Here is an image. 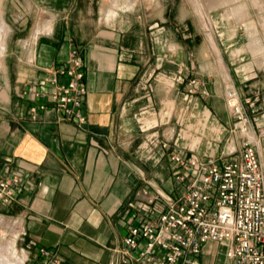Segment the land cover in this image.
Segmentation results:
<instances>
[{"label": "crops", "instance_id": "0c3cea01", "mask_svg": "<svg viewBox=\"0 0 264 264\" xmlns=\"http://www.w3.org/2000/svg\"><path fill=\"white\" fill-rule=\"evenodd\" d=\"M128 3L0 0V180H20L12 183L15 199L0 200V210L17 219L34 256L44 247L63 264H111L136 190L148 181L178 193L171 152L220 155L229 144L240 150L243 139L233 131L225 103L229 83L246 104L248 135L259 140L264 168V48L258 32L247 52L226 50V58L214 57L198 69L190 59L196 35L184 32L188 22L181 34L170 13L164 19L160 0L153 17L142 4ZM164 26L188 46L172 40ZM72 48L85 63V123L63 119L52 103L33 118L27 87L44 84ZM195 72L202 73L210 97H185L177 76L188 79ZM199 260L232 264L225 246L215 242L203 246Z\"/></svg>", "mask_w": 264, "mask_h": 264}, {"label": "built area", "instance_id": "2783aa9c", "mask_svg": "<svg viewBox=\"0 0 264 264\" xmlns=\"http://www.w3.org/2000/svg\"><path fill=\"white\" fill-rule=\"evenodd\" d=\"M84 66L79 50L72 48L69 58L49 71L44 84L28 86L25 93L33 101L32 117L52 103L63 119L84 124L88 93ZM180 80L186 98L210 97L204 79L192 75ZM225 99L233 130L243 139L241 149L229 144L220 155L171 152L178 193L169 194L148 181L136 190L125 212L126 235L121 245L113 247L111 264H201L199 256L209 242L224 245L232 264H264V168L259 140L248 135L251 117L234 84L226 86ZM19 181L0 180L1 201L15 199L12 183ZM34 262L63 264L44 247Z\"/></svg>", "mask_w": 264, "mask_h": 264}, {"label": "rangeland", "instance_id": "374dc122", "mask_svg": "<svg viewBox=\"0 0 264 264\" xmlns=\"http://www.w3.org/2000/svg\"><path fill=\"white\" fill-rule=\"evenodd\" d=\"M121 1L142 4L143 9L151 17L156 13L157 0ZM160 2L165 12L164 19H168V13H170L171 17H174L179 23L181 34L183 26H186L188 22L190 30L184 31L185 34L196 35L195 40L190 41V51L194 48V51H191L190 59L194 60L198 69L205 67L209 61L214 60V57L222 58V54L225 57L226 50L243 48L247 52L246 50L251 47L252 34L255 30L259 34L260 46L264 48V0H160ZM157 11L159 13V6ZM252 26L255 28L253 29ZM164 27L169 35L172 34V40L179 42V45L184 49L188 46L187 39H183L182 36L175 37L174 34L177 31ZM210 36H212L214 44ZM187 57V51L184 50L183 59L186 61ZM194 75L204 78L200 72H195ZM180 76L183 75L179 73L177 80L180 79ZM214 142L213 139L212 143ZM18 226L16 218L5 210H0V247L8 249L13 242L15 251L13 250V254L9 256L10 264H19L21 259L25 260L24 264H35L36 256L24 243Z\"/></svg>", "mask_w": 264, "mask_h": 264}, {"label": "bare ground", "instance_id": "6f19581e", "mask_svg": "<svg viewBox=\"0 0 264 264\" xmlns=\"http://www.w3.org/2000/svg\"><path fill=\"white\" fill-rule=\"evenodd\" d=\"M3 32H4V27L0 23V49H2V47H3L2 40H1V37L3 35ZM11 244L12 245L8 249L7 248L0 247V264H10V258H9V256L13 254V250L15 249V247L13 245V242ZM24 261H25L24 259H21V261H20L19 264H24Z\"/></svg>", "mask_w": 264, "mask_h": 264}]
</instances>
